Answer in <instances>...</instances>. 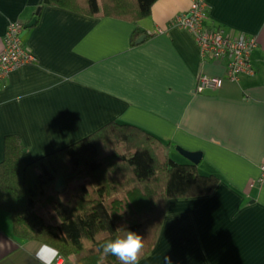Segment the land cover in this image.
<instances>
[{"label": "crops", "instance_id": "crops-1", "mask_svg": "<svg viewBox=\"0 0 264 264\" xmlns=\"http://www.w3.org/2000/svg\"><path fill=\"white\" fill-rule=\"evenodd\" d=\"M205 1L212 23L257 43L253 73L199 91L198 75L224 74L225 63L203 57L193 35L172 22L191 0H156L137 23L0 0V49L8 23L24 24L41 4L21 35L35 59L0 78V161L6 135H19L27 163L115 119L169 148L201 150L199 172L219 175L207 193L166 201L158 238L139 264H164L165 255L172 264H264V186L252 184L264 159V0ZM136 24L144 29L136 39L145 35L133 42ZM43 245L16 234L11 212L0 208V264H40Z\"/></svg>", "mask_w": 264, "mask_h": 264}, {"label": "trees", "instance_id": "trees-1", "mask_svg": "<svg viewBox=\"0 0 264 264\" xmlns=\"http://www.w3.org/2000/svg\"><path fill=\"white\" fill-rule=\"evenodd\" d=\"M155 1L41 2L137 23L151 13ZM141 31L136 24L133 42ZM168 146L169 141L137 124L113 119L24 163L19 135H6L0 208L11 212L16 234L58 250L72 264H120L115 257L104 256L101 245L127 231L143 236L142 258L158 238L166 201L207 193L220 178L199 172L196 163L175 160Z\"/></svg>", "mask_w": 264, "mask_h": 264}, {"label": "built area", "instance_id": "built-area-1", "mask_svg": "<svg viewBox=\"0 0 264 264\" xmlns=\"http://www.w3.org/2000/svg\"><path fill=\"white\" fill-rule=\"evenodd\" d=\"M172 22L189 31L203 57L223 60L225 72L222 75L202 72L198 75L195 88L199 91L222 86L225 79L237 80L242 73H253L254 66L250 53L257 43L255 35L244 31L227 29L223 24L209 20L205 0H191L187 10L178 13ZM23 24L10 21L3 35V46L0 49V78L11 70L23 67L35 59L32 51L24 45L21 37ZM259 172L253 183L264 186V159L259 161ZM64 256H59L53 264H64Z\"/></svg>", "mask_w": 264, "mask_h": 264}, {"label": "clouds", "instance_id": "clouds-1", "mask_svg": "<svg viewBox=\"0 0 264 264\" xmlns=\"http://www.w3.org/2000/svg\"><path fill=\"white\" fill-rule=\"evenodd\" d=\"M21 99H23L21 96L15 97L17 103ZM10 102L11 100L4 101V103ZM144 247L143 236L134 231H127L125 236L117 237L101 245L102 254L115 257L120 264H139ZM58 256V250L48 245L41 246L36 253V259L40 261V264H53ZM164 264H172L170 256H164Z\"/></svg>", "mask_w": 264, "mask_h": 264}, {"label": "water", "instance_id": "water-1", "mask_svg": "<svg viewBox=\"0 0 264 264\" xmlns=\"http://www.w3.org/2000/svg\"><path fill=\"white\" fill-rule=\"evenodd\" d=\"M40 9H41V4H39L37 6V8L35 9L34 14L32 15V17L27 22H25L23 24V28L24 29L22 30L21 35L25 32V29L27 27H29V26H31V25H33L35 23L37 15L40 12ZM144 35L145 34L140 35L136 39V41L142 40ZM176 147L182 154H184L186 157H188L193 163L197 162L201 158V154H202L201 150H189V149H187L185 147H182L180 145H176Z\"/></svg>", "mask_w": 264, "mask_h": 264}, {"label": "rangeland", "instance_id": "rangeland-1", "mask_svg": "<svg viewBox=\"0 0 264 264\" xmlns=\"http://www.w3.org/2000/svg\"><path fill=\"white\" fill-rule=\"evenodd\" d=\"M145 22H146V19H145ZM168 151H171V153H172V158H174L175 160H177V161H182V160H184V159H186V157H185V155L184 154H182V153H180L177 149H176V147H168ZM178 151V152H177ZM171 156V155H170ZM178 158H181V160L180 159H178ZM126 216H128L129 217V219H131V217H132V215L130 214V213H126ZM60 254V253H59ZM64 258V264H65V259H66V257H63Z\"/></svg>", "mask_w": 264, "mask_h": 264}, {"label": "bare ground", "instance_id": "bare-ground-1", "mask_svg": "<svg viewBox=\"0 0 264 264\" xmlns=\"http://www.w3.org/2000/svg\"><path fill=\"white\" fill-rule=\"evenodd\" d=\"M207 58V57H206ZM210 59H212V58H210ZM215 60V59H214ZM208 73V72H207ZM210 74H213V73H210ZM218 75H222V74H218Z\"/></svg>", "mask_w": 264, "mask_h": 264}]
</instances>
